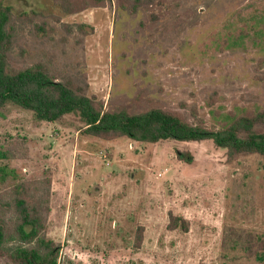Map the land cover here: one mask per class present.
<instances>
[{
    "label": "rangeland",
    "instance_id": "obj_1",
    "mask_svg": "<svg viewBox=\"0 0 264 264\" xmlns=\"http://www.w3.org/2000/svg\"><path fill=\"white\" fill-rule=\"evenodd\" d=\"M7 2L54 27L34 34L27 19L15 21L12 61L85 72L104 107H195L210 124L264 107V0H153L135 15L115 0L69 15L51 0ZM81 125L76 113L56 122L13 106L0 114V166L26 177L51 171L47 235L61 246L59 264H251L224 257L221 242L224 226L264 229L260 155L228 161L211 140L106 141ZM170 214L188 231L170 229Z\"/></svg>",
    "mask_w": 264,
    "mask_h": 264
},
{
    "label": "trees",
    "instance_id": "obj_2",
    "mask_svg": "<svg viewBox=\"0 0 264 264\" xmlns=\"http://www.w3.org/2000/svg\"><path fill=\"white\" fill-rule=\"evenodd\" d=\"M153 0H115L116 5L135 15L140 7ZM65 15L93 7H104L111 0H51ZM37 11L13 12L7 0H0V114L13 106L32 112L37 121H60L69 113L78 114L80 131L103 140L129 138L142 143L164 140L200 142L211 140L225 150L228 161L241 155L258 154L264 159V107L244 113L230 112L217 124L200 117L196 108L189 115L149 101L133 108L131 103L112 104L89 93L86 73H57L46 61L31 64L14 63L10 49L15 21L28 20L34 34L53 30ZM81 28V26H79ZM24 58V49L20 51ZM6 151L0 150L3 157ZM185 161L191 158L179 152ZM52 175L49 169L41 175L26 177L15 169L0 166V264H59L61 246L47 235L51 211ZM170 229H189L187 219L170 214ZM143 239V226L135 232L134 244ZM224 257L237 256L251 264H264V229L255 230L224 226L221 242Z\"/></svg>",
    "mask_w": 264,
    "mask_h": 264
}]
</instances>
